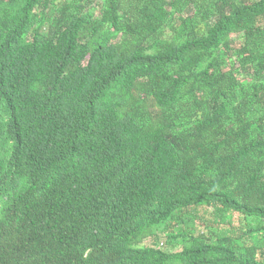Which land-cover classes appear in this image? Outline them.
<instances>
[{
  "label": "trees",
  "instance_id": "obj_1",
  "mask_svg": "<svg viewBox=\"0 0 264 264\" xmlns=\"http://www.w3.org/2000/svg\"><path fill=\"white\" fill-rule=\"evenodd\" d=\"M0 264H264V0H0Z\"/></svg>",
  "mask_w": 264,
  "mask_h": 264
}]
</instances>
